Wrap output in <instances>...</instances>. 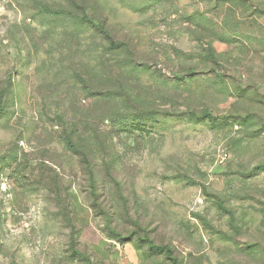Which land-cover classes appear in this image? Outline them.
I'll use <instances>...</instances> for the list:
<instances>
[{
    "label": "rangeland",
    "instance_id": "374dc122",
    "mask_svg": "<svg viewBox=\"0 0 264 264\" xmlns=\"http://www.w3.org/2000/svg\"><path fill=\"white\" fill-rule=\"evenodd\" d=\"M0 264H264V0H0Z\"/></svg>",
    "mask_w": 264,
    "mask_h": 264
},
{
    "label": "trees",
    "instance_id": "16d2710c",
    "mask_svg": "<svg viewBox=\"0 0 264 264\" xmlns=\"http://www.w3.org/2000/svg\"><path fill=\"white\" fill-rule=\"evenodd\" d=\"M101 30L104 31V29L101 27ZM203 117H208L212 119H216L217 117H214L211 113H205L203 114ZM68 144L72 146L71 139L67 140ZM147 243L149 245V248L158 251L161 253H164L169 258H173V251L168 245H156L151 239H147Z\"/></svg>",
    "mask_w": 264,
    "mask_h": 264
}]
</instances>
